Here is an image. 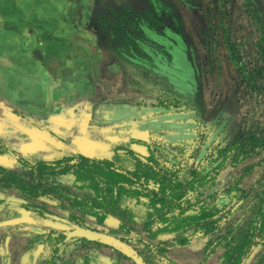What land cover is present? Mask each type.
I'll return each mask as SVG.
<instances>
[{"label": "rangeland", "instance_id": "374dc122", "mask_svg": "<svg viewBox=\"0 0 264 264\" xmlns=\"http://www.w3.org/2000/svg\"><path fill=\"white\" fill-rule=\"evenodd\" d=\"M157 1L161 8L159 12L152 11L150 0L57 1L59 6L65 4L70 8L62 10V14L72 18V34L77 40H74V47L88 51L90 57L104 52L108 56L105 65L108 62L118 67L116 76L112 78H117L119 89L104 95L100 104L103 103L107 110L114 108V104H126L130 112L126 114L123 110L125 119L121 116L124 120L113 123L110 118L114 119L115 116L112 117L109 113L108 118H102L99 113L102 105L99 108L93 106L90 108V125H95L98 121L100 125L104 124L105 131L135 128L146 130L149 134L144 141L139 142L143 147L136 153L147 156L148 147L154 144L168 148L181 160L177 168H180L179 175L185 181L190 178L189 170L192 165L197 164L199 169L208 170L206 186L199 189V195L193 194L191 202L207 200L209 194L220 192L228 184L230 187L235 184L238 188L233 191L235 199L224 211L228 212L227 220L222 223L220 233H225L230 228H234L237 233L249 226L259 198L264 194V149L258 148L264 138V0ZM98 13L103 16L104 24L98 19ZM132 33L136 36L137 57L135 63L130 64L114 50L122 45L126 46L124 49L127 51L128 38ZM181 43H184L189 74V80L186 81L189 91L186 90L188 92L183 95L176 84L165 76L163 68L164 65L171 70L175 68L176 60L172 57L171 50L175 52ZM232 46L235 47V53L232 52ZM151 51L152 56L149 54ZM235 56L241 59L246 71L244 77L238 69ZM91 60L93 58L90 62ZM96 71L89 64L91 80L96 77ZM170 90L178 91L185 102L180 103V107L176 106L179 109H168L172 116L168 120L186 123L184 134L173 138L171 130L165 128L158 127L155 131L139 128L146 126L143 121L147 106L155 104L158 98L164 96L165 91ZM95 91L89 90L88 99L95 98ZM131 98L135 100L131 101ZM156 107L153 111L157 112L153 115L156 114L159 118L164 108ZM134 113L138 114L135 118L131 116ZM182 115L184 117L179 119ZM116 119L118 118L115 121ZM133 140L128 137L119 144L105 145L104 155L101 148V153L95 151L87 157L115 160L117 157L114 148L132 150L125 146H133ZM177 144L183 148L180 149ZM71 152L78 153L75 150ZM251 152L256 153L234 164L236 157L239 160ZM208 154L211 156L207 157ZM223 155L226 156L224 161ZM121 158L120 163L130 165L129 158ZM219 162L222 164L219 169L209 171ZM246 168H251V171L248 172ZM55 178L68 188L61 192L59 187L51 189L37 201L42 203L41 206L60 217L70 218L73 214L74 220L120 238L142 256L146 263L147 259L157 264L149 254L151 251L140 241V238H148L141 214L127 212L119 216L111 213L102 223H97L94 216L82 213L78 206L70 205L71 202L64 197L71 194L86 195V191L75 188V177L68 173L50 176L45 188H50L51 179ZM6 196L10 200H20L13 191ZM8 211L11 213L15 210L8 208ZM121 224L127 225L122 227ZM46 228L61 231L69 229L65 224L54 220H49ZM186 233L193 239L198 238V233H191V229ZM93 246L87 244L75 249L78 251L72 254L104 255L107 263L112 253L99 251L96 254ZM161 248L156 247V251Z\"/></svg>", "mask_w": 264, "mask_h": 264}, {"label": "crops", "instance_id": "0c3cea01", "mask_svg": "<svg viewBox=\"0 0 264 264\" xmlns=\"http://www.w3.org/2000/svg\"><path fill=\"white\" fill-rule=\"evenodd\" d=\"M57 1L0 0V142L8 149L0 152L2 173L22 174L18 156L33 162L70 154L73 150L89 156L101 148L104 155L105 145L119 144L128 137L134 139L133 146L125 147L138 152L143 147L139 142L149 134L137 128L105 131L104 124L98 121L90 125V108L104 107L100 99L119 89L117 78L116 82L112 78L118 67L108 62L105 65L108 56L104 52L90 57L88 51L74 47L72 18L62 14V10L70 8L65 4L59 6ZM89 64L97 70L94 80L89 75ZM91 89L96 90L92 100L88 99ZM120 120L124 119L110 118L113 123ZM10 191L20 200H10L6 196ZM40 199L26 198L0 181V264L132 263L101 242L102 245L92 244V249L96 254L112 253L107 263L104 255L72 254L87 244L63 245L58 259L54 257V246L43 242L48 231L46 223L52 219L41 218L22 206L42 205L37 202ZM8 208L15 211L10 213ZM215 235L198 237L182 245L176 242L175 232L145 240L163 248L161 260L149 252L157 264H221L223 248L209 256L205 254ZM263 257L264 245L258 244L241 264H264Z\"/></svg>", "mask_w": 264, "mask_h": 264}, {"label": "trees", "instance_id": "16d2710c", "mask_svg": "<svg viewBox=\"0 0 264 264\" xmlns=\"http://www.w3.org/2000/svg\"><path fill=\"white\" fill-rule=\"evenodd\" d=\"M150 1L153 6L152 11L159 12L161 8L158 1ZM97 17L103 24L105 23L101 14H98ZM135 22L137 23L136 19ZM128 39L127 51L124 49L126 46L119 45L114 52L131 64L135 63L137 57L135 34L132 33ZM176 48L175 52L171 50L172 57L176 60L174 63L175 68L171 70L167 65H164L163 68L166 72L165 76L176 84L179 91H181L180 94L183 95L189 91L188 84H186V81L189 80V74L186 68L184 43ZM235 51V47L232 46V52L235 53ZM144 53H147V51ZM149 54L152 56V51ZM235 57L239 65L238 69L244 77L246 71L241 64V59ZM256 74L258 73L256 72ZM247 77L249 78V76ZM180 94L176 90L175 92L172 90L165 91L164 96L158 98L155 104L151 103L147 106L144 113L146 118L143 121L146 122V126L143 125L139 128L149 129L150 131L158 130V127L165 128L171 130L170 134H173V138L181 137L186 129V123L168 120L172 117L169 115L168 109L170 107H180V103L185 102ZM156 106L164 108L162 110L164 112L159 115V118L156 114L153 115L154 112H157L156 110L153 111L157 108ZM176 109L179 108L176 107ZM132 113L133 110H131ZM131 116L135 118L138 114L134 113ZM182 117L184 115L180 116L179 119ZM158 133H161V131ZM177 145L180 149L183 148L180 144ZM258 148L260 150L264 149V138ZM7 151V147L0 142V152ZM114 151L117 157L115 160L104 157H87L80 153L40 158L33 162L18 156L16 159L22 166V174L0 172V181L4 187L15 189L26 198L38 199L45 197L46 193L56 187H59L60 192L62 189L68 188L58 178L51 179L50 188H45V183L50 180V176L72 174L75 177V188L86 191V195L71 194L70 196L64 195V197H67L71 202L70 205L78 206L82 213L86 212V215L94 216L97 223H102L111 213L121 216L127 212H137L142 216L147 236L152 239L164 232H175L176 242L182 245L193 239L189 237L190 234L186 233L190 229L191 233H198V237L216 234L209 246L206 247L205 254L209 256L217 249L223 248L220 259L221 264H241L254 247L258 244L264 245V194L259 198L254 218L249 222L247 228L240 229L237 233H235L234 228H230L225 233H220L222 223L227 220L226 214L228 212L224 211L235 199L233 191L238 189L235 184H232L231 187L228 184L220 192L209 194L207 200H194L191 202L193 194L199 195V189L206 186L205 177L208 170L199 169L197 164L192 165L189 170L190 178L185 181V178L179 175L180 168H177L181 164V160L171 150L159 144L148 147L149 154L147 156L123 148H114ZM255 153L251 152L244 155L240 158L241 160L236 157L234 164ZM210 156L211 154L207 155V157ZM120 157H122L121 159L129 158L130 165L120 163ZM224 157L226 158L223 155L222 161L225 160ZM221 165V162H219L211 167L209 171H216ZM246 170L249 172L251 168H246ZM22 206L41 218H47L46 215L49 216L52 213L41 205L26 203ZM71 215L70 218L75 219V216ZM132 215L129 217L130 221ZM54 218L64 220L55 215ZM126 225L121 224L120 226L126 227ZM44 235L45 240L43 242L54 246L53 254L57 259L60 255L58 253L59 248L66 244L102 245L98 241H88L84 238H72L67 241L66 234L61 230L51 229ZM140 241L144 247L154 253L157 259H162L163 248L156 251V247L152 246L147 240L140 238ZM114 251L121 258L137 264L130 257L121 254L117 250ZM261 261H264V257Z\"/></svg>", "mask_w": 264, "mask_h": 264}, {"label": "water", "instance_id": "95a60500", "mask_svg": "<svg viewBox=\"0 0 264 264\" xmlns=\"http://www.w3.org/2000/svg\"><path fill=\"white\" fill-rule=\"evenodd\" d=\"M71 227L72 229L67 233V238H84L88 241H98L130 257L137 264H147L132 247L114 235L77 223H71Z\"/></svg>", "mask_w": 264, "mask_h": 264}, {"label": "flooded vegetation", "instance_id": "af4514ba", "mask_svg": "<svg viewBox=\"0 0 264 264\" xmlns=\"http://www.w3.org/2000/svg\"><path fill=\"white\" fill-rule=\"evenodd\" d=\"M123 110H125V112H127V107H125V106H123V105H121V107H118V106H114V108H112L111 110H107L106 108H104V107H101V109H100V111H99V113H100V116L101 117H103V118H108V115H109V113L111 114V115H113L112 117H114L115 116V118H118L119 117V119H121L122 117H123ZM109 111V112H108ZM122 112V113H121ZM121 113V114H120ZM126 114H128V112L126 113ZM110 116V115H109ZM122 116V117H121ZM125 117L126 116H124L123 118L125 119ZM55 214H53V213H50V215H49V217L52 219V220H54V221H56V222H61V223H63V224H65L66 226H68V230H66V231H64V233H68L71 229H72V227H71V223H77V224H79V225H85V224H83L82 222H79V221H76V220H74V219H72V218H64V217H62L61 216V218L62 219H64V220H56L53 216H54ZM47 217H48V215H46ZM55 216H57V215H55ZM60 217V216H59ZM87 226V225H86ZM67 236V235H66Z\"/></svg>", "mask_w": 264, "mask_h": 264}]
</instances>
